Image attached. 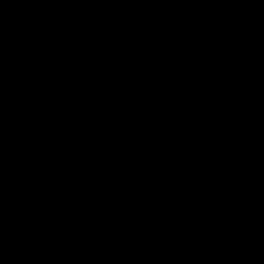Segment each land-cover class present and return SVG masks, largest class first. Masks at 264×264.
I'll return each mask as SVG.
<instances>
[{"label":"water","instance_id":"obj_1","mask_svg":"<svg viewBox=\"0 0 264 264\" xmlns=\"http://www.w3.org/2000/svg\"><path fill=\"white\" fill-rule=\"evenodd\" d=\"M262 222L264 0H0V244Z\"/></svg>","mask_w":264,"mask_h":264}]
</instances>
